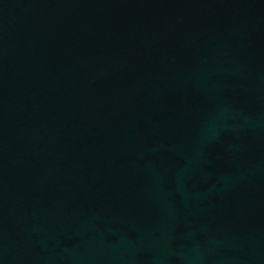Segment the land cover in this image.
<instances>
[{
  "label": "water",
  "instance_id": "95a60500",
  "mask_svg": "<svg viewBox=\"0 0 264 264\" xmlns=\"http://www.w3.org/2000/svg\"><path fill=\"white\" fill-rule=\"evenodd\" d=\"M0 264H264V0H0Z\"/></svg>",
  "mask_w": 264,
  "mask_h": 264
}]
</instances>
